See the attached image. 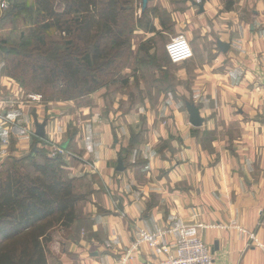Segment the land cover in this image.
<instances>
[{"label":"crops","instance_id":"0c3cea01","mask_svg":"<svg viewBox=\"0 0 264 264\" xmlns=\"http://www.w3.org/2000/svg\"><path fill=\"white\" fill-rule=\"evenodd\" d=\"M150 1L173 5L176 23L190 19L212 45L189 37L194 64L185 68L193 57L179 63L185 65L176 70L172 90L178 97L162 93L161 111L151 107L142 79L131 76L140 91L146 89L143 128L136 126L134 108L123 112L112 104L106 110L104 87L74 110L72 100L18 101L1 110L8 103L4 95L18 85L0 73V111L10 117L0 126V152L10 147L17 158L27 155L36 123L43 122L46 135L60 131L66 135L63 146L81 152L80 161L65 168L93 189L78 207V220L52 232V239L59 235L50 244L61 249L51 253L48 246V264H121L139 229L159 234L158 241L171 248L198 237L214 264H264V0H234L229 10L228 0ZM217 40L229 43L228 49L222 51ZM186 94L192 99H181ZM186 101L198 107L201 126L189 123ZM118 156L123 171L116 170ZM157 259L143 243L127 264Z\"/></svg>","mask_w":264,"mask_h":264},{"label":"trees","instance_id":"16d2710c","mask_svg":"<svg viewBox=\"0 0 264 264\" xmlns=\"http://www.w3.org/2000/svg\"><path fill=\"white\" fill-rule=\"evenodd\" d=\"M126 3L32 0L18 6L15 0L7 9L23 13L25 28L17 46L0 49V56L14 53L10 63L21 76L28 75V85L9 64L4 68H8L6 75L21 88L29 86L41 93L50 89L63 101L106 86L116 74L111 67L124 52L120 27L125 23L121 15ZM232 4L228 0L224 8L229 10ZM146 10L136 21L145 18ZM149 24L147 31L154 32L153 22ZM33 139L38 142L37 137ZM133 141L132 137L130 144ZM64 164L61 157H49L36 144L27 155H9L0 163V264H48L52 230L70 226L79 216L77 203L84 195L78 192L76 180L89 183L84 176L63 175Z\"/></svg>","mask_w":264,"mask_h":264},{"label":"rangeland","instance_id":"374dc122","mask_svg":"<svg viewBox=\"0 0 264 264\" xmlns=\"http://www.w3.org/2000/svg\"><path fill=\"white\" fill-rule=\"evenodd\" d=\"M149 1L147 5V10H146L147 14L145 18L136 21L138 16L142 14L141 0H127V3L125 4L126 11H124L121 15L125 19V23L121 22L123 26L120 27V30H123L122 34L124 35V40H125L124 52L116 60V65L115 66L113 65L111 67L112 71H116V74L114 76L108 78V80L110 79L111 82H108V84L104 86V88L103 87L99 88V89L102 88L105 89L102 95L105 97L106 101H110L108 103L109 105L106 103L107 105L106 110L109 111L110 108H113L111 106L113 104L114 106L120 108V110L123 112H126L132 108L138 111L137 112L138 114L136 113L135 115L137 119L136 126L138 128H143L145 126L144 123L146 119L142 115L144 113V107L147 105L145 103L146 97L144 96V92L146 91V89L142 88L140 91V89L138 88L139 85L135 86L134 80L133 82H131L132 81L131 76H133L134 79V77L137 75V78L135 77L136 81L139 80L138 78L142 79L143 86H147V90L150 91L152 95L151 97L153 101L151 107H154V109L156 108V111H161L162 109H159V105H165L166 103V100L161 99L162 93H164L165 95L170 94L169 96L171 99L172 98L176 99V97H178L176 93L172 91L174 90V86H176V70L178 69V67H182L185 65V63L175 65L167 60L165 53V46L167 42L175 35L183 34L186 38H188V40L189 37L192 38L195 41V44L197 42H201L204 46L212 45L211 44L212 41L209 42L208 40L201 38L199 30L195 29L196 27L193 24V21H190V19L188 20V18L186 19L184 17H181L179 21L180 24L176 23V17L173 15L174 13L173 5L163 7L159 2L155 4L154 1H150V2ZM23 2H25L26 4L27 3L32 4V0H17V5L20 6ZM14 4H15V0L13 1L0 0V49L1 50L7 49V47L10 45L17 46L18 44L17 41L19 40L20 32L22 31L23 28H25L24 26L25 22L21 15L23 13L21 14L15 12L10 13L7 9L8 7L13 6ZM150 22H153V25L155 26L154 32H149L146 29L150 27L149 24ZM188 31H190L191 35H188L187 33ZM3 40H7V43H4ZM192 41L189 40L191 47L193 49ZM13 54L14 53L8 54V56L6 55L0 56V73L7 76L6 74L8 72V68H6V70H4V68L6 67L7 64H9L8 67L10 68V70L12 68V71L18 74V77L21 79V81H23L26 85H28L27 82L29 78L28 75L21 76L19 69L16 70L13 69L12 64L10 63V60L13 59ZM145 64L147 66H144ZM190 64H194V57L191 61H188V63L185 65V68H189ZM130 65H133V67H130ZM162 65L163 66L166 65L167 69L162 70L161 69ZM89 71L90 69L85 71V73L88 74ZM22 88L18 85V88L15 93H13L15 91L14 90L12 93H10V95L7 93L6 95H4L6 98L8 97L7 98L8 103L7 105H4L3 109L1 110H4L5 106H8L7 108L17 107L18 101L26 102L30 100H36L38 103H41L42 105L49 104L48 102H52V103L69 102L68 100L63 101L62 99H60L61 96L56 94L54 91L50 89H46L45 92L41 93L37 91H32L29 86H26L23 89ZM9 90L6 91L10 92L11 90L10 91ZM30 94H37L41 97L32 98L29 96ZM86 97L87 96L72 100V102L74 103V107H72L71 110H74L75 108H78L81 104L86 103L84 101L85 100L84 98ZM181 97H183L181 98L183 100L192 99L191 94H186ZM63 107H66V105H63ZM117 107L116 110H118ZM53 114L55 113L51 112L49 115H53ZM7 117L9 116H7L5 113L0 111V126H2V124L5 123H10ZM59 132L60 131H58L57 133L54 132L55 135L53 136L49 133H47L48 135H46L44 130V136L41 137L36 134V127H35V132L34 133L32 132L31 134L32 135L31 147L34 144H36L37 147L43 148L49 157H58V156L61 157L65 161V164L63 166V170H64L63 175L69 176L65 167H67L69 163L70 164L72 163L73 165L77 164V162L80 161L81 159L80 156L82 154L81 152L78 151V149L74 148V146L71 145L70 143H66L67 146L64 147L63 144H65L66 135L62 134L59 136L58 134ZM34 137L38 138V142H36V140L33 139ZM3 144L8 145V141L3 142ZM54 147H61L64 150L63 153L52 154L51 150ZM9 148L8 150L1 149V151L4 150V152H0V154L10 153V155L15 156L14 154H12V152H9ZM76 183H77L76 188H78L77 189L78 192L84 195V200H81L77 203L79 207L80 205L83 204V202L86 201L87 195L89 193H92L93 189L91 185L87 184V182L83 183L85 184V186H83L82 182L77 179ZM78 218L79 216L75 221H77ZM74 222L72 224H74ZM68 227L66 228L56 227L57 228L56 231L63 232ZM53 231L54 229L52 230V232ZM58 235H59L58 233H55V239L57 241H58L57 238ZM55 239H52V241ZM52 244L50 243L48 244V246H51L52 248L51 253L54 250V252L56 251L57 254H60L59 252L61 248L59 247V244L56 243L54 248ZM48 251L50 252L49 247H48ZM54 263L55 261L52 260V264Z\"/></svg>","mask_w":264,"mask_h":264},{"label":"built area","instance_id":"2783aa9c","mask_svg":"<svg viewBox=\"0 0 264 264\" xmlns=\"http://www.w3.org/2000/svg\"><path fill=\"white\" fill-rule=\"evenodd\" d=\"M165 53L171 63L179 64L193 57V49L189 40L183 34L172 37L165 46ZM264 84V73L262 74ZM32 98H40L37 94H30ZM61 147H54L52 154L63 153ZM249 239L260 245L254 232H248ZM159 234H151L143 229L138 230V237L132 242L125 260L121 264H127L141 244L145 243L152 248L154 255L158 258L156 262H142L140 264H214L212 253L205 242L198 238H184L174 248L158 241Z\"/></svg>","mask_w":264,"mask_h":264},{"label":"water","instance_id":"95a60500","mask_svg":"<svg viewBox=\"0 0 264 264\" xmlns=\"http://www.w3.org/2000/svg\"><path fill=\"white\" fill-rule=\"evenodd\" d=\"M13 1V0H9ZM149 0H141V11H144L147 8ZM199 7L202 11V6L199 4ZM217 45L222 51H226L229 47V43L227 42H222L220 40H217ZM185 106L187 109V112L189 114V123L192 126L199 127L202 125L203 118L200 116V112L198 107L195 105L194 102L186 101ZM44 123H36V134L38 136H44ZM10 153H4L0 154V163L7 157L9 156ZM116 170L117 171H123L124 170V165H123V160L120 156L117 158V165H116Z\"/></svg>","mask_w":264,"mask_h":264}]
</instances>
